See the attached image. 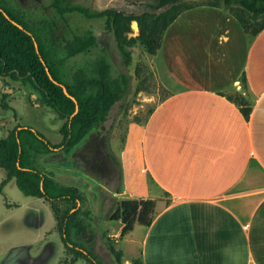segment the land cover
I'll list each match as a JSON object with an SVG mask.
<instances>
[{
	"label": "crops",
	"instance_id": "1",
	"mask_svg": "<svg viewBox=\"0 0 264 264\" xmlns=\"http://www.w3.org/2000/svg\"><path fill=\"white\" fill-rule=\"evenodd\" d=\"M160 57L174 86L146 122L141 170L170 202L137 241L144 264H264V29L250 37L228 10L196 6L170 24ZM243 72L249 117L226 94Z\"/></svg>",
	"mask_w": 264,
	"mask_h": 264
},
{
	"label": "trees",
	"instance_id": "2",
	"mask_svg": "<svg viewBox=\"0 0 264 264\" xmlns=\"http://www.w3.org/2000/svg\"><path fill=\"white\" fill-rule=\"evenodd\" d=\"M200 5L228 10L250 37L264 29V0L115 1L100 11H92L87 5L73 0L51 2L55 13L62 17L79 13L87 18H103L106 32L115 38L126 65L130 63L127 47L132 38L128 32L132 30L133 20L139 22L142 42L155 50L162 45L165 32L174 20L185 10ZM142 8L144 10L139 12ZM97 45L98 37L92 30L63 38L54 18L31 19L14 0H0V78L30 85L39 94V104L54 109L62 120L59 143L24 124L15 125L0 137V168L7 173L1 182V190L15 178L26 195L43 198L50 204L65 248L61 264H77L81 260L87 264H106L96 246L97 231L91 229L95 215L84 192L76 185L58 182L52 173L36 165L38 156L58 149L69 156L92 130L108 119L113 106L129 92L132 76L121 72L118 77H113L106 55L94 62L97 72L99 70L97 76L82 78L72 74L68 66L71 58L89 52ZM240 81L241 91L226 94L249 117L253 102L248 98L250 86L246 72L242 73ZM31 101L35 103L32 98ZM2 105L8 107L7 103ZM155 208L156 200L151 198L123 200L117 204L114 218L122 217L125 221L121 234L125 236L131 232L136 222L148 227L155 216ZM101 238L105 248L117 256L120 264H144L143 257L124 263L122 249L116 248L106 234H101Z\"/></svg>",
	"mask_w": 264,
	"mask_h": 264
},
{
	"label": "rangeland",
	"instance_id": "3",
	"mask_svg": "<svg viewBox=\"0 0 264 264\" xmlns=\"http://www.w3.org/2000/svg\"><path fill=\"white\" fill-rule=\"evenodd\" d=\"M73 1L87 5L92 11H100L115 1L127 3L130 0ZM14 2L31 19L54 18L63 38L84 34L88 30L95 33L98 45L89 52L75 55L69 61L72 74L82 78L97 76L99 70L97 72L94 62L101 55H106L113 77H118L121 72L132 76L127 95L113 106L108 119L88 134L82 146L73 150L70 154L72 159L60 160L59 157L42 155L36 164L56 174L64 184L76 185L84 192L95 215L91 229L97 231L96 246L106 264H120V260L105 248L101 238L103 233L116 248L122 249L121 260L124 263L140 259L142 256L137 241L146 226L136 222L133 230L123 236L121 231L125 221L122 217L114 218V207L123 200L151 198L156 200V215L170 202L168 192L141 170V139L146 122L156 105L170 92L168 87L174 86L166 82L163 73L161 46L152 50L144 44L140 38L139 22L133 20L132 30L128 32L132 38L131 45L127 47L130 63L126 65L125 56L115 38L106 32L103 18H87L79 13L59 16L51 6L52 0ZM251 96V93L248 94L249 99ZM36 102L39 103V94L30 85L11 78H0V137L19 123L33 126L59 143L62 140L59 114L51 107ZM2 103H7L8 107ZM87 155L92 159L85 162ZM5 174V170L0 168V264H61L65 248L50 204L42 198L26 195L15 178L9 180L2 191L1 182ZM77 264L87 262L81 260Z\"/></svg>",
	"mask_w": 264,
	"mask_h": 264
},
{
	"label": "water",
	"instance_id": "4",
	"mask_svg": "<svg viewBox=\"0 0 264 264\" xmlns=\"http://www.w3.org/2000/svg\"><path fill=\"white\" fill-rule=\"evenodd\" d=\"M66 92L68 93V90L65 88Z\"/></svg>",
	"mask_w": 264,
	"mask_h": 264
}]
</instances>
